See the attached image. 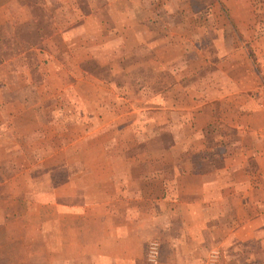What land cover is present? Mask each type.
<instances>
[{
  "label": "rangeland",
  "instance_id": "obj_1",
  "mask_svg": "<svg viewBox=\"0 0 264 264\" xmlns=\"http://www.w3.org/2000/svg\"><path fill=\"white\" fill-rule=\"evenodd\" d=\"M58 1L26 0L39 18L38 28L23 32L22 45H16L21 53H11L8 48L0 53L7 65L0 68V195L10 185L14 187V177H17L18 189L23 192V203L15 206L17 214H8L4 220L12 226L15 221L20 222L16 224L21 226L17 233L25 239H22L23 244L4 247L6 253L23 258V261L10 264H47L48 253H52V249L55 254L59 251L58 240L64 238L65 217L58 207L66 202L69 206L79 205L81 200L91 199L82 198L79 192L75 196L68 195L70 191L64 186L68 178L73 180L88 167L96 171L99 180L104 175L112 180L120 190L119 196H126L123 198L126 200L142 185L143 176L158 173L157 164L148 165L143 161L155 155L149 152L165 137L155 132L153 124L146 130L143 99L149 92L151 97L155 96L176 77L169 67L156 69L155 55L149 58L151 46L140 45L126 50L121 32L127 9L144 17L139 24L156 35L155 43L160 38V44L166 43L170 50L177 51L166 57L182 62L183 79L190 77L192 65L199 60L210 61L205 72H213L216 49L219 45L225 46L227 40L237 45L242 42L249 52L248 58H259L253 50L259 33L264 32V0H246V6L244 0H132L136 4L130 6H126V0H68L69 6L64 9L69 16L66 23L58 20L64 12ZM116 10L119 20L114 21ZM230 15L235 22L230 20ZM47 16L49 21L44 19V22L42 18ZM52 16L55 21L50 20ZM94 16L98 20H93ZM250 16L251 20L255 19L253 24L250 22L246 26L245 20L240 21ZM242 26L253 30L254 34L242 38L239 32ZM65 27L69 28L68 33L62 34ZM4 31L0 29V35L8 33ZM52 32L55 33L53 37ZM7 40L0 38L3 49L9 44ZM261 57L264 59V54ZM221 69L218 79L224 81L226 65ZM81 95L83 101L80 102ZM100 105L109 108L108 115L102 118L95 117ZM100 142L110 147V161L116 160L122 166H114V170L110 165L96 164V143ZM80 158L92 164L86 163L83 167L84 161ZM127 161H133L135 166L131 168ZM219 161L216 158V165ZM57 162L60 165H55ZM169 168L174 172L171 166L166 168L167 173L170 174ZM135 175L137 177H133ZM6 180L8 183L4 182ZM262 187L264 189V181ZM96 188L110 189L109 184L98 183L91 188L85 187L84 195ZM231 200V204L239 201ZM130 201V208L137 204L134 202H142L134 197ZM26 223L31 230L22 229ZM36 227L39 229L35 230ZM10 232L9 236L14 237L15 232ZM7 234V230H0L1 237H8ZM30 237L41 243L43 238H54L55 244L25 245L33 241ZM246 247L251 253L256 252L250 262L240 257L241 252L226 250L221 260L217 249H208L201 263L264 264V250L260 251L255 242ZM160 249L158 237L148 239L144 256L149 264H159Z\"/></svg>",
  "mask_w": 264,
  "mask_h": 264
},
{
  "label": "crops",
  "instance_id": "obj_2",
  "mask_svg": "<svg viewBox=\"0 0 264 264\" xmlns=\"http://www.w3.org/2000/svg\"><path fill=\"white\" fill-rule=\"evenodd\" d=\"M67 2L59 0L58 5L64 10L69 6ZM246 3L244 0L245 6ZM135 4L126 0V6ZM115 14L114 21L118 19L119 11H114ZM35 16L26 0H0V29L8 32L0 38L6 37L9 41L5 49L0 46V53L7 48L11 53L22 52L16 49V45H22L20 37L24 31L37 30L39 18ZM229 18L235 22L232 15ZM42 19L49 21L48 16ZM143 19L132 9H127L122 18L121 36L126 50L140 45L151 46L148 48L149 58L151 54L155 55L156 69L169 67L176 77L164 90H158L153 97L149 92L143 99L146 130L153 124L155 132L165 137L159 141L158 147L151 146L155 150L149 154L155 155L147 154L149 156L143 161L148 165L157 164L158 173L143 176L142 185L126 200L123 199L126 196H119L120 190L112 180L105 175L99 180L96 171L88 167L73 179L74 183L71 178L63 181L70 191L68 195L75 196L79 192L82 198L91 199L81 200L79 205L69 206L66 202L58 207L65 217L64 238L58 240L61 248L56 254L53 249L48 253L46 263L149 264L144 247L151 237L160 239L159 264H170V261L174 264H202L208 249H217L221 260H224L226 250L241 252L240 257L250 262L256 252L251 253L247 244L255 242L260 251L264 250V59L261 57L264 54V32L259 33L253 50L259 58H248L249 52L242 42L237 45L227 40L226 47L219 45L216 49L213 72H205L210 61L199 60L192 65L190 77L183 79L182 62L166 57L177 51L170 50L166 43L161 45L160 38L155 43L156 35L139 24ZM50 20L55 21L54 16ZM58 20L62 23L69 20L66 10L60 13ZM93 20H98L97 16ZM243 20L246 26L255 22L251 16L240 19ZM68 29L65 27L61 33H68ZM252 31L244 26L239 28L242 38L252 36ZM2 65H6L4 57H0V68ZM223 65H226L224 81L218 79ZM79 101H83L82 95ZM108 110L106 106H97L95 117L108 115ZM108 148L107 143H96V164L110 165L116 170L114 166L120 164L116 160L110 161ZM216 158L220 159L218 165ZM83 161V167L86 163L92 164ZM136 162L141 164V161ZM57 163L55 165H60ZM126 164L131 168L135 166L133 161ZM171 166L174 172L169 168V174L165 170ZM14 179V187L10 185L0 195V230L8 232V237L0 235V264L23 261V258L4 250V247L25 242L17 233L21 226L16 224L20 222L15 221L13 226L4 222L8 214H17L15 206L23 203V192L17 187V177ZM4 182L8 183L7 180ZM98 183L109 184L110 189H91L84 195L85 187L91 188ZM132 197L142 202H134L137 204L130 208ZM231 199L239 201L231 204ZM27 228L32 229L28 223L22 226V229ZM10 231L15 232L14 237L9 236ZM30 239L33 241L25 245L55 244L54 238H43V243Z\"/></svg>",
  "mask_w": 264,
  "mask_h": 264
},
{
  "label": "built area",
  "instance_id": "obj_3",
  "mask_svg": "<svg viewBox=\"0 0 264 264\" xmlns=\"http://www.w3.org/2000/svg\"><path fill=\"white\" fill-rule=\"evenodd\" d=\"M151 251H153V249H151ZM152 256V255H151Z\"/></svg>",
  "mask_w": 264,
  "mask_h": 264
}]
</instances>
